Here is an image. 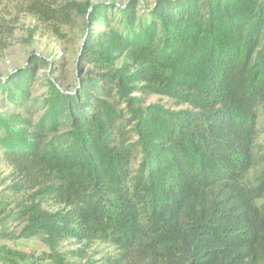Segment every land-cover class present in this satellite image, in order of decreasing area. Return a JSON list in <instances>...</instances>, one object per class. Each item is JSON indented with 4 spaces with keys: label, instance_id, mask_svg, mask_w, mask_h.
Returning <instances> with one entry per match:
<instances>
[{
    "label": "trees",
    "instance_id": "trees-1",
    "mask_svg": "<svg viewBox=\"0 0 264 264\" xmlns=\"http://www.w3.org/2000/svg\"><path fill=\"white\" fill-rule=\"evenodd\" d=\"M36 9L105 28L86 32L80 58L93 68L79 63L75 90L48 80L37 121L32 89L46 60L0 78L14 108L0 111L7 188L23 194L15 208L0 197V237L49 249L3 244L0 264H76L83 249L69 259L66 240L118 250L91 264H264V0Z\"/></svg>",
    "mask_w": 264,
    "mask_h": 264
},
{
    "label": "rangeland",
    "instance_id": "rangeland-1",
    "mask_svg": "<svg viewBox=\"0 0 264 264\" xmlns=\"http://www.w3.org/2000/svg\"><path fill=\"white\" fill-rule=\"evenodd\" d=\"M72 1L84 0H0V78H6L19 68L26 67L35 55L46 60L42 64L37 81L32 89L31 103L33 105L34 121H37L43 112L42 99L48 90V80L53 79L67 91H73L78 85L77 68H93L80 58V50L88 30L99 31L105 24L97 22L91 24L86 17L71 12L69 17H45L36 9V4L54 8L57 13L66 4ZM92 2L105 1L123 5L128 0H91ZM156 0H141V7H151ZM112 17V15H110ZM118 65L120 62L117 63ZM162 101L167 106L179 108L168 97L152 95L148 99ZM13 106L0 92V111H12ZM259 140L264 141V120L260 121ZM13 168L3 158L0 150V197H4L7 207L15 208L22 193H16L7 188L12 184ZM49 209H57L53 203L44 204ZM19 224L10 226V231H19ZM7 244L32 255H42L48 247L39 237L9 240L0 237V245ZM82 248L80 255L74 260L76 264H91L104 261L109 255L118 253L116 247L110 243L94 241L81 243L75 240L61 242L58 249L69 259L72 253ZM143 264H147L143 262Z\"/></svg>",
    "mask_w": 264,
    "mask_h": 264
}]
</instances>
